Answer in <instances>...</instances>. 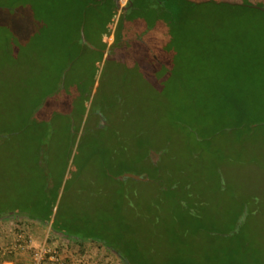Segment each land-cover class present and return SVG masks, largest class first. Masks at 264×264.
I'll use <instances>...</instances> for the list:
<instances>
[{"label":"rangeland","instance_id":"1","mask_svg":"<svg viewBox=\"0 0 264 264\" xmlns=\"http://www.w3.org/2000/svg\"><path fill=\"white\" fill-rule=\"evenodd\" d=\"M174 2L160 0L161 14L154 19L160 63L129 40L101 63L84 54L60 79L66 61L58 55L76 47L69 43L74 7L63 1L38 22L26 9L33 0H0L1 258L25 251L31 264L41 247L38 241L32 245L35 237L65 236L17 206L39 205L38 196L44 198L49 181L65 167L58 200L64 182L85 165L84 181H76L63 202L91 216L93 233L105 229L102 223L114 233L119 209L125 238L132 239L135 229L146 264H264V77L218 75L206 56L211 46L205 35L168 33L186 23L179 16L169 23L168 4ZM148 39L154 43L153 35ZM258 42H251L254 49L242 47L241 55L264 75V46ZM74 110L83 114L78 120L67 116ZM101 115L104 129L95 126ZM151 150L154 167L147 162ZM94 172L99 175L92 194L79 190ZM124 172L150 179H115ZM58 245L63 258L66 249ZM101 247L113 264H123Z\"/></svg>","mask_w":264,"mask_h":264},{"label":"flooded vegetation","instance_id":"2","mask_svg":"<svg viewBox=\"0 0 264 264\" xmlns=\"http://www.w3.org/2000/svg\"><path fill=\"white\" fill-rule=\"evenodd\" d=\"M81 1L84 3V10L81 19L73 23V41L69 42H75L76 47L72 50L67 48V51L65 47L62 53L58 55H62L63 60L66 61V65L60 70V79L65 77L67 68L73 64L74 60L79 59L84 54H88L93 58H90L92 63L95 61L94 57L98 56L97 59L101 63L110 56L115 45L121 44L125 48L124 44L129 40L144 46L150 59L160 63L157 54L158 48L156 47L158 43H150L148 39L150 32L155 33L154 19L161 14L160 7L162 5L160 0ZM164 1L170 2L171 0ZM174 3V5L168 4L169 9L167 11L169 14L172 13V19L170 22L164 19L167 23L176 24L179 18L191 25L206 26L209 29L222 28L224 31L239 26L253 29L257 35L264 36V0H175ZM172 7L175 8L174 10L177 9V15H173V10H170ZM177 16L179 17L177 18ZM174 27L168 31L173 32ZM74 82L72 83L73 89L75 87L73 91L76 92L75 95H78L80 94V92L78 93L80 90L78 83L80 82L78 80ZM75 95L73 94V96ZM81 114L80 111L77 113L74 110L72 114H67V116H71V118L74 116L78 120ZM106 123L101 115L95 126L104 129ZM84 127V122L78 125L75 131L76 135L80 128L83 129ZM147 179H150V177L147 176Z\"/></svg>","mask_w":264,"mask_h":264},{"label":"trees","instance_id":"3","mask_svg":"<svg viewBox=\"0 0 264 264\" xmlns=\"http://www.w3.org/2000/svg\"><path fill=\"white\" fill-rule=\"evenodd\" d=\"M35 1L37 0H33V4L31 3L32 5H28L26 9L27 11L31 10L35 14L36 18H34V21H38V22L41 21L42 18L41 14H43L46 11L47 12L56 11L59 3H63V1L65 2L63 3L65 4V6H68L69 4L71 8L74 7L72 8L73 13L76 12L77 14L76 17L75 16L73 17V19H75L74 21L76 20L79 21L81 19V14L82 11L84 10V3L81 0L80 3H76L73 0H38L40 3H37L38 1L37 2ZM180 26H193V25L185 23V24H181ZM55 28L56 27H54V29ZM34 38L37 39L38 37H34ZM94 75H96V71ZM85 102H86V96H84L83 98L82 107H81L82 111H83V106H85ZM34 106L35 104L32 107ZM143 158L144 161H146L145 155L143 156ZM142 160L143 159H141V161ZM147 162H149V164H151L153 167L155 166L150 159ZM84 167L85 165H82V167L79 166V169L76 171V173L72 175L71 178H69V180H66L64 182L62 194L60 195L58 200H56L57 192L62 184L61 180L65 174V167L61 169L57 179H54L52 183H50L49 181V185L46 188L47 193L44 196V198L42 199L41 197L38 196L37 203L40 201L39 205L37 204V206L32 210L31 209L26 210L23 208H25L27 204L23 203L22 206H17V209L26 211L27 214L35 217L36 219L42 221L43 223L46 224L49 223V228L52 232L60 233L61 235L72 237L74 239V242L78 244L82 243L83 241H86L90 243L100 244L106 249L112 250L121 259L123 264H146V260L144 259L140 251L141 249L139 247V243L135 240V229L130 231V233L132 234V239H129L128 237L125 238L126 229L124 230L120 226L122 212H119L120 211L119 209H117L118 211L115 218L117 223L116 225L117 229L114 231V233L108 232V228H107L108 226L105 223H102L101 225L104 226L105 229H100L98 233L96 232L93 233L89 228L90 226H92L93 223L91 216L90 215L84 216L79 214L76 208V204L74 205L72 201L69 200L68 202H63V198L64 196H66V193L69 192V188L74 186L76 181L78 182L84 181V176L82 175L83 172H81V169H84ZM104 173L106 175L108 174L106 169H104ZM90 175L91 176L85 177V182L81 185V187L78 185L76 187L77 188L80 187L79 190H83L84 193L92 194L91 191L92 184L96 181V178L99 175V173L94 172V173H90ZM87 178L90 179L87 180ZM54 206H55V211L53 212ZM3 212L0 211V214H2ZM125 214L126 212L124 213V215ZM104 221L107 222V220ZM63 243L60 246L66 247L65 248L66 252L64 253L65 256L61 258L59 262L49 261L47 258H44L41 261V264H61V263L69 264L68 262L69 254H67V251L71 248L70 247L71 245L68 242H66L65 244Z\"/></svg>","mask_w":264,"mask_h":264},{"label":"crops","instance_id":"4","mask_svg":"<svg viewBox=\"0 0 264 264\" xmlns=\"http://www.w3.org/2000/svg\"><path fill=\"white\" fill-rule=\"evenodd\" d=\"M180 27L182 26L174 27L175 30H173V32L176 31L174 33L175 35L173 34L174 36L176 35L180 36V34H185V33H179V31H184V32L193 31V32L202 33V35H205L207 37L209 41V43L207 44H210L211 47H208L206 56L212 58V61H214L212 65L218 68V71H217L218 75L223 76L224 78L228 77L230 80L238 79L243 76H248V77L250 76L251 79L253 76L254 77H259V76L264 77L261 71L255 68L257 67L256 63H252L251 60L241 55V52L243 50L242 47L252 48L250 47L251 42L255 40L256 38L257 40L259 39V42L257 44H259L260 47L264 46V36L257 35L255 30L253 29L250 30L245 27H239V26L233 29H230V30H226V31H224L222 28L209 29L208 27L201 26V25H193V26H188L185 28H180ZM151 34L153 35V42H155L156 44L157 43L159 44L158 42L159 39H157L159 34L150 32L148 36H152ZM169 40L174 41L170 38ZM183 41L185 42V40ZM204 49L205 47L202 48V51H204ZM249 67H250V71H245L242 69V68H249ZM96 75H97V72H96ZM141 174L147 177V174L145 173H141ZM2 240H5V239L3 235L2 236L0 235V243L2 242ZM37 241L40 245L45 244L46 246H50V247H54V246H57V244H59L58 246L60 248L63 247V246H60L63 242L70 243L71 248L67 251V254H69V261L67 260L69 264L75 263L76 260H78L80 255L86 256V254L84 253L86 250H89V254L87 255V257H89L90 264H113L114 263L111 257L109 256V254L108 253L105 254L101 246L99 247V249H96V247H98L100 244H98V246L96 247L94 245L95 243H90L86 241H83L82 243L78 244L74 242V239L72 237H69V236H61L58 239H55V238L53 239L52 237H48L47 235H40L39 237H35V240L33 239L32 245H36L35 243H37ZM80 251L83 253H81ZM64 256L65 254L62 257ZM29 261H30V256L25 251H21L11 258H9L8 256L3 257V258L0 257V264H28Z\"/></svg>","mask_w":264,"mask_h":264},{"label":"built area","instance_id":"5","mask_svg":"<svg viewBox=\"0 0 264 264\" xmlns=\"http://www.w3.org/2000/svg\"><path fill=\"white\" fill-rule=\"evenodd\" d=\"M24 237H25V241L28 240L30 242L29 235L26 236L24 235ZM44 258H47L49 261L59 262V260L61 259V254L57 246L50 247V246H46L45 244L41 245V247H39L38 250L32 253L31 264H41V261ZM86 258H87L86 256L79 257L78 260H76V262L73 264H89L86 262Z\"/></svg>","mask_w":264,"mask_h":264},{"label":"water","instance_id":"6","mask_svg":"<svg viewBox=\"0 0 264 264\" xmlns=\"http://www.w3.org/2000/svg\"><path fill=\"white\" fill-rule=\"evenodd\" d=\"M152 154H156V152H154L153 150L149 151L150 160L152 163H154L155 160L152 158ZM125 177H130V178L140 179V180L147 179V177L143 176L142 174H136V173H130V172H124V173L118 174L116 176V179L122 180Z\"/></svg>","mask_w":264,"mask_h":264}]
</instances>
